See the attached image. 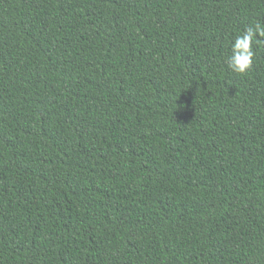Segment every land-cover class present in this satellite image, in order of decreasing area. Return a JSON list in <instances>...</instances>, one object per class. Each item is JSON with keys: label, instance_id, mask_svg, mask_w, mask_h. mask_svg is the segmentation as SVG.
I'll list each match as a JSON object with an SVG mask.
<instances>
[{"label": "trees", "instance_id": "1", "mask_svg": "<svg viewBox=\"0 0 264 264\" xmlns=\"http://www.w3.org/2000/svg\"><path fill=\"white\" fill-rule=\"evenodd\" d=\"M264 0H0V264H264Z\"/></svg>", "mask_w": 264, "mask_h": 264}, {"label": "clouds", "instance_id": "2", "mask_svg": "<svg viewBox=\"0 0 264 264\" xmlns=\"http://www.w3.org/2000/svg\"><path fill=\"white\" fill-rule=\"evenodd\" d=\"M264 42V23L256 22L237 35L232 42V53L227 59L228 67L237 74H245L254 60V44Z\"/></svg>", "mask_w": 264, "mask_h": 264}]
</instances>
